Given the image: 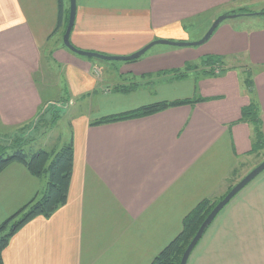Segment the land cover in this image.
<instances>
[{
	"label": "crops",
	"instance_id": "0c3cea01",
	"mask_svg": "<svg viewBox=\"0 0 264 264\" xmlns=\"http://www.w3.org/2000/svg\"><path fill=\"white\" fill-rule=\"evenodd\" d=\"M250 6L249 0H77L70 38L82 50L130 55L156 39L200 38L220 15L254 11ZM202 15L207 18L194 28L187 22ZM58 19V0H0V122L24 134L54 98L43 95L37 79L49 50L59 66L58 84L66 71L68 91L88 99L65 142L74 144L67 201L17 231L4 264H151L189 211L217 195L253 153V126L240 121L253 98L242 71L253 72L264 126V26L241 28L229 17L202 47L156 44L117 64L71 52L62 42L64 28L54 32ZM205 55L221 56L229 69L211 76L200 67L178 77V68ZM238 57L250 63L235 65ZM158 81L163 95L153 94ZM199 95L211 99L91 124L148 103ZM46 187L23 163H9L0 172V223ZM187 264H264V171L219 212Z\"/></svg>",
	"mask_w": 264,
	"mask_h": 264
},
{
	"label": "trees",
	"instance_id": "16d2710c",
	"mask_svg": "<svg viewBox=\"0 0 264 264\" xmlns=\"http://www.w3.org/2000/svg\"><path fill=\"white\" fill-rule=\"evenodd\" d=\"M58 4L59 19L54 32L58 31L61 27L64 28L65 32L68 24L69 9H65L64 0H58ZM248 12L254 11L247 8H240V10H234L228 13L244 14ZM201 62L202 63L200 64H202V67L205 69L204 73L207 75L221 76L229 69L228 67L223 66L224 60L221 56L205 55ZM200 64H189L184 70L177 69L176 71L179 72L178 77L186 76L188 71L197 69L198 66L200 67ZM218 64L222 66L219 71L216 70V66ZM208 66V69L205 68ZM242 83L253 95V98L251 99L250 104L242 108L240 121H247L252 124L254 144L251 151L257 152L264 146V131L262 118L260 116V102L255 95L252 70L246 68L243 69ZM208 99L211 98L199 95L183 99L157 101L142 105L132 110L102 116L93 120L91 124L99 125L147 116L170 107L184 104H195ZM47 111L48 110L45 108H42L38 112L37 119L33 121L32 126L35 123L34 126L37 127L39 121L43 119V116ZM57 115L59 116V114H55V116ZM54 120L56 121V118ZM32 139L33 136L30 137L20 133L18 136L15 135L14 138L7 139L4 145H0V172L9 163L17 161L23 163L33 175L41 179H45L47 182L46 190L41 195L32 198L18 211L0 223V264H4L3 252L8 246L10 239L13 235H15V233H17V231L37 216H51L67 201L69 185L73 173V142L70 141L62 147L53 148L52 150L40 148L29 154L26 152L25 147ZM10 149L12 151L11 153H8ZM237 169L238 168H235L232 174H235ZM232 186L233 185H231L229 189H231ZM225 195L221 197H217V195H215L204 198L191 211H189L183 219V227L181 231L155 256L151 264H180L186 247L196 234L200 225L214 206Z\"/></svg>",
	"mask_w": 264,
	"mask_h": 264
},
{
	"label": "rangeland",
	"instance_id": "374dc122",
	"mask_svg": "<svg viewBox=\"0 0 264 264\" xmlns=\"http://www.w3.org/2000/svg\"><path fill=\"white\" fill-rule=\"evenodd\" d=\"M65 1H66L67 6H70V0H65ZM249 2L251 3L250 7L254 9V11H257V12L264 11V0H249ZM196 18L197 19L195 20L190 19L187 22L193 23L194 24V25L192 24V27H193V26H196L198 22H200V20H205L207 17L202 15L201 17H196ZM227 20L228 19H225L222 22L227 21ZM234 22L237 26L241 28H246V29L255 28V27L261 28L262 26H264V13L257 14V15L244 13V14L238 15L237 17H234ZM202 37L203 36L195 40H173V41L190 42V41L200 40ZM62 42H63V39H62ZM206 42L200 45H193V46H177V45H172V46H175L177 48H199V47H202ZM52 44L53 43H51V45ZM165 45H168V44H165ZM157 46H161V45L157 44ZM49 52L50 50L47 52V55L44 58L43 70L42 72H39L37 74V79L39 82V86L42 89L43 95L44 96L49 95L50 97H54V98L51 100V102L50 101L48 102V105L45 108L48 111L43 116V119L39 121L38 126L35 127L33 124V127H31L28 132L24 133V135H28L30 137L33 136V139L31 140V142H29L25 147L26 152L29 154L40 148L52 150L54 147H57L59 145L62 146L65 144V142L69 141L71 138L72 131H73V128L71 125L72 119L75 117L76 114H78L79 109L81 110L84 109V106L88 100L87 98L83 100V97L85 96H81L77 98L75 97L74 93L72 96V93L70 92V90L68 91V87L65 85L66 71H64L63 75L61 76L62 82L58 84L59 66L58 67L54 66V63L51 61V58L49 57ZM203 58L204 57H202V59ZM112 62H116L117 64L122 63V61L120 60H112ZM232 62L235 65L239 66V64H242L245 62L249 64L250 59L244 58V57H238L236 59H233ZM200 63L202 62H199L197 64H194L193 62H188L182 69L180 68V70H184L189 64L198 65ZM202 66L203 65L200 64V67ZM200 67L198 66L197 69H199ZM156 90H158L159 95L164 94L163 86L159 83V81L157 82V84L155 85L153 89V94L156 93L155 92ZM60 95L62 96V99L59 97ZM69 97H73L74 100H76L78 104L80 105H78L76 108L72 107L69 104V99H66ZM96 99L98 98L95 97V100ZM55 114H59V116L57 115L58 116L57 117L55 116ZM55 118H56V121L54 120ZM263 131H264V126H263ZM19 132L20 131H11V128L4 126L0 122V145H4L7 139L14 138L15 135L18 136V134H20ZM59 137H61L62 139L60 140ZM261 148L262 149H260V151H257V152L254 151L251 156L245 159L242 165L237 167L238 168L237 172L235 174H231L228 177V179L225 181V184L223 185L222 190L217 194V197H221L227 194L231 190L229 189L231 185L234 186L239 180H241L253 168H255L258 164L264 161V146ZM11 151L12 150L10 149L8 153H11Z\"/></svg>",
	"mask_w": 264,
	"mask_h": 264
},
{
	"label": "water",
	"instance_id": "95a60500",
	"mask_svg": "<svg viewBox=\"0 0 264 264\" xmlns=\"http://www.w3.org/2000/svg\"><path fill=\"white\" fill-rule=\"evenodd\" d=\"M77 12V0H70V12H69V20L68 24L63 36V42L67 48H69L71 51L84 55L89 57H97L102 58L105 60H134L139 58L141 55H143L148 49H150L152 46L156 44H170V45H177V46H193V45H200L207 40L210 39L216 28L219 26V24L229 18V17H235L238 16L240 13H225L220 15L210 26L208 31L204 34V36L197 41H173L169 39H156L151 41L150 43L146 44L143 48L137 50L136 52L130 54V55H106L94 51H88V50H82L77 48L73 45L71 42V31L75 24V17ZM249 14H261L264 13V11L261 12H248ZM37 119V118H36ZM35 125V123H34ZM264 171V161H262L260 164H258L255 168H253L248 174H246L241 180H239L232 188L231 190L214 206V208L211 210V212L207 215V217L204 219L202 224L200 225L199 229L197 230L196 234L186 247L180 264H187L188 258L196 245L199 243L205 232L207 231L208 227L212 224V222L215 220L219 212L245 187L247 186L253 179H255L259 174H261Z\"/></svg>",
	"mask_w": 264,
	"mask_h": 264
}]
</instances>
